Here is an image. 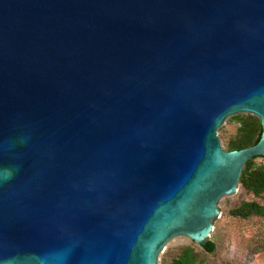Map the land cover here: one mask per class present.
I'll use <instances>...</instances> for the list:
<instances>
[{
    "label": "water",
    "instance_id": "95a60500",
    "mask_svg": "<svg viewBox=\"0 0 264 264\" xmlns=\"http://www.w3.org/2000/svg\"><path fill=\"white\" fill-rule=\"evenodd\" d=\"M258 155L264 0H0V264H158Z\"/></svg>",
    "mask_w": 264,
    "mask_h": 264
},
{
    "label": "rangeland",
    "instance_id": "374dc122",
    "mask_svg": "<svg viewBox=\"0 0 264 264\" xmlns=\"http://www.w3.org/2000/svg\"><path fill=\"white\" fill-rule=\"evenodd\" d=\"M234 115L237 114L228 116L218 128V136L225 149H229L231 140L239 133L240 124ZM254 161L256 165L264 166V156H258ZM246 201L264 206V193L255 195L239 183L236 192L224 195L218 201L221 213L214 219V228L207 239L215 244L213 252L206 251L186 235H178L166 243L158 264H174L182 249L188 246L197 255L195 264H264V215L240 214L237 209Z\"/></svg>",
    "mask_w": 264,
    "mask_h": 264
},
{
    "label": "trees",
    "instance_id": "16d2710c",
    "mask_svg": "<svg viewBox=\"0 0 264 264\" xmlns=\"http://www.w3.org/2000/svg\"><path fill=\"white\" fill-rule=\"evenodd\" d=\"M233 117L239 122L240 127L238 136L231 140L229 144V150L241 149L256 144L263 131L260 118L251 113H238ZM258 156L247 161L240 176V183L255 195L264 193V166H258L254 161ZM237 211L243 215H249L251 213L264 215V206H261L254 201H246L237 209ZM201 245L208 252H213L215 249V244L211 240H207L205 244ZM196 261V253L192 247L188 246L182 249L181 253L174 260V264H195Z\"/></svg>",
    "mask_w": 264,
    "mask_h": 264
},
{
    "label": "bare ground",
    "instance_id": "6f19581e",
    "mask_svg": "<svg viewBox=\"0 0 264 264\" xmlns=\"http://www.w3.org/2000/svg\"><path fill=\"white\" fill-rule=\"evenodd\" d=\"M212 232V231H211Z\"/></svg>",
    "mask_w": 264,
    "mask_h": 264
}]
</instances>
